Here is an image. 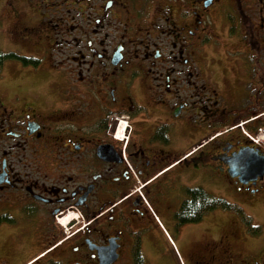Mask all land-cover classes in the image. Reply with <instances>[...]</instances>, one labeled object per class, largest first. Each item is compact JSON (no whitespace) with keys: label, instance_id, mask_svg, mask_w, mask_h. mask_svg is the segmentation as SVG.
I'll use <instances>...</instances> for the list:
<instances>
[{"label":"flooded vegetation","instance_id":"1","mask_svg":"<svg viewBox=\"0 0 264 264\" xmlns=\"http://www.w3.org/2000/svg\"><path fill=\"white\" fill-rule=\"evenodd\" d=\"M3 1L0 81L49 78L0 90V264H181L172 235L220 211L203 184L262 187L228 163L264 155L236 127L264 128V0Z\"/></svg>","mask_w":264,"mask_h":264},{"label":"rangeland","instance_id":"2","mask_svg":"<svg viewBox=\"0 0 264 264\" xmlns=\"http://www.w3.org/2000/svg\"><path fill=\"white\" fill-rule=\"evenodd\" d=\"M16 3L15 0H11V4ZM4 1L0 0V47L3 48L6 46L9 47H15V44L13 42V39L9 38L10 40H7V37L5 36V25L9 27H12L13 21H9V17L5 16L4 12H10V10L7 7H4ZM27 13V12H25ZM3 14V16H1ZM8 15H13V12L11 11ZM13 19V18H12ZM3 24V25H2ZM4 32V33H3ZM6 42V44H5ZM3 44V45H2ZM17 61L10 60L5 61L6 70L11 71L17 67ZM217 72L219 73L220 79L224 77V73L222 70V66L220 68H217ZM16 73L10 74L8 73L6 75L5 81H0V90H7L10 93H12L14 90H20L22 89H36L41 88L43 84L47 81L49 78L47 77L42 80V76L40 75H31L27 76L29 80L22 81L19 77H16ZM231 78V77H230ZM232 79V78H231ZM231 87L228 85H223L222 89H224L221 94L224 95L225 100L231 99L236 92H233V89H230ZM230 89V90H229ZM9 93V94H10ZM264 118L263 116H261ZM242 121H238L236 124L241 123ZM235 124V125H236ZM245 129L244 125H242ZM124 127V125H123ZM122 129V126L119 128V130ZM242 132V131H241ZM260 133V132H259ZM262 136L264 138V128L262 130ZM262 148L264 149V142L259 140ZM222 178V179H220ZM225 180V181H224ZM204 188H208L212 191V193L215 196L224 198L230 203H234L242 208L245 215H247L252 223L251 225L255 228H258L259 233L257 235H254L253 229H250L251 232H248L246 227L243 225L242 221L239 219V217L232 211H214V213L211 216V221L207 225L202 226H195L192 225L190 227H187V231L183 230L181 233V237L179 239H176L174 235H172L170 242L175 248V254L181 264H205L204 262H214V263H208L207 264H217L223 263L224 255L227 254V256H231L232 254L235 255L236 259L228 260L229 264H247V261H252L255 256H264V182H262V187L254 194H248V193H242L238 192V189H236V186L228 180L225 176L221 175L219 178L216 176L214 177L213 183H208V185L203 184ZM207 226L208 232L207 236L209 240L212 242V248L208 249L205 253H198L201 257H189L186 254V233H195L197 234V237L200 238L202 234V229ZM249 229V228H248ZM241 235V238H240ZM224 250H227L225 252ZM165 258L171 259L172 253L168 250H165ZM205 261H202V259ZM243 260V262L240 261ZM225 264V263H223ZM227 264V260H226Z\"/></svg>","mask_w":264,"mask_h":264},{"label":"water","instance_id":"3","mask_svg":"<svg viewBox=\"0 0 264 264\" xmlns=\"http://www.w3.org/2000/svg\"><path fill=\"white\" fill-rule=\"evenodd\" d=\"M229 175L256 180L264 175V155H254L249 148L240 149L229 160Z\"/></svg>","mask_w":264,"mask_h":264},{"label":"trees","instance_id":"4","mask_svg":"<svg viewBox=\"0 0 264 264\" xmlns=\"http://www.w3.org/2000/svg\"><path fill=\"white\" fill-rule=\"evenodd\" d=\"M211 199H212V206L210 209L212 210L220 209L224 211H232L239 217L242 223L249 228L248 229L249 232H251L250 229H253L255 230L254 235H257L259 233L258 228H255L251 225L252 223L251 219L247 215L244 214L242 208H240L234 203L228 202L224 198L217 197L215 195H211Z\"/></svg>","mask_w":264,"mask_h":264}]
</instances>
